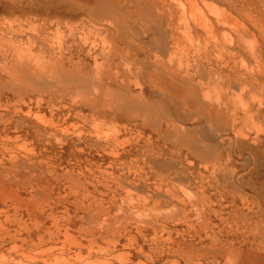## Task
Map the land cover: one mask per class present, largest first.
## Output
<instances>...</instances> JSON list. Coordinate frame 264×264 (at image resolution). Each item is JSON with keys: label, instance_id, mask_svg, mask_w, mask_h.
Here are the masks:
<instances>
[{"label": "bare ground", "instance_id": "bare-ground-1", "mask_svg": "<svg viewBox=\"0 0 264 264\" xmlns=\"http://www.w3.org/2000/svg\"><path fill=\"white\" fill-rule=\"evenodd\" d=\"M5 1L13 2L12 13L34 15L41 24L27 47H0L7 86L20 93L15 102L0 97V264H264V219L254 221L256 206L244 200L248 212L239 213L242 194L218 192L234 209L227 218L204 192L185 200L172 190L140 200L148 213L134 223L127 216L113 219L118 191L135 188L129 179L141 176L131 164L116 159L119 176L112 164L95 163L78 174L77 152L64 165L65 157L37 150L54 140L68 142L56 96L83 102L106 124L119 109L109 89L132 88L135 99L180 100L193 123L223 120L236 139L246 141L255 130L253 139L264 146V0H50L38 8L28 0ZM52 26L65 27L66 35L53 36ZM34 98L36 107H28ZM45 99L50 118L40 110ZM200 165L212 176L229 171L241 178L221 159ZM188 166L192 179L194 164ZM161 201L178 209L163 211ZM140 204L120 209L128 214ZM180 225L199 241L172 239ZM150 233L162 247L147 251L139 244Z\"/></svg>", "mask_w": 264, "mask_h": 264}, {"label": "rangeland", "instance_id": "rangeland-1", "mask_svg": "<svg viewBox=\"0 0 264 264\" xmlns=\"http://www.w3.org/2000/svg\"><path fill=\"white\" fill-rule=\"evenodd\" d=\"M47 1L50 0H28L33 8H38L42 3L48 6ZM13 7V2L8 3V1L0 0V47H3V49L4 47L8 48L7 45L9 44L27 47V37L29 34L36 33L41 24L40 21L34 20V15H16L12 13ZM50 32L53 36L58 37L66 35L67 29L62 27L58 30L57 27L52 26ZM2 65L4 64L0 60V97L4 100L9 98L12 101H17L20 93L7 86L10 80L3 73ZM109 91L111 96L119 103V109L115 115L107 117L106 124H100V120L96 121L97 116L83 102H73L68 97L64 99L56 96L55 103L57 104L55 105L57 110L55 113L61 119V122L65 123V127H68L66 133L68 142L59 143L54 140L52 141L53 145L47 147L43 145L37 150L38 152H48L51 157H65L64 165L68 164V161L72 158V153L77 152L82 164L80 170H75V173L78 174L86 173L85 168L91 163H95L96 166L104 167L112 164L114 168L111 171L115 172V176H119L122 173L119 167L122 168V166L120 162L114 163V161L119 159L122 163L131 164L132 171H138L141 176L131 175L129 182L134 183L135 188L127 187V189L119 190V196H116L118 199L116 205L104 204L105 207L111 206V212L109 210L110 217L115 219L119 216H127L132 218L131 221L134 223L139 220L137 217L140 214L144 217L148 213L140 204V200L145 196L151 195L156 199L158 196L163 197L172 190H176L180 198L185 200H188L189 196H193L194 193L204 192L214 200L216 206L213 208L221 211L227 218L228 215L234 216L235 213L226 201L220 202L218 192L225 189L228 193L242 194L243 198L239 200L238 204L240 208L243 207V200L250 202V204L251 202L254 203L256 206L254 221L258 224L262 223L264 219V146L253 139L255 130L252 131V137H248L246 141L236 139L231 133L230 126L223 120L212 124L193 123V115L185 113L180 108V100H162L160 96H150L145 100L135 99L132 95L138 96V91L134 88L131 89V92L115 89H109ZM48 101L49 99H45L40 110L42 114H46L50 118L51 105ZM27 103L28 107H36L35 98L34 101H27ZM70 114L73 116L72 118H68ZM32 121L34 123L39 122L34 117H32ZM115 126L117 128H114ZM77 134H81L80 140L77 139ZM33 136L36 141L38 137L35 134ZM261 138L264 139V135ZM29 143L32 144V140H29ZM256 148H258V152L255 150ZM206 150L210 153H207ZM188 152V159H185ZM106 153H108L107 156ZM179 153L182 155L180 156ZM217 159L229 162V168H237L236 170L241 178L239 180L233 179L229 171L221 172L218 177L212 176L211 173L203 170L202 165H200L202 161L205 163ZM72 163L74 162L71 161L69 164ZM189 164H194L192 179L189 178V173L186 171ZM141 170H143L142 173ZM124 171L127 173L126 168ZM178 178L181 179L178 180ZM187 178L190 179V183L186 182ZM97 196L100 197L99 194ZM129 203L140 204L141 211L129 207L128 214H123L120 206L122 204L128 206ZM160 205L163 211L178 209L175 202H167L166 204L162 202ZM247 212V209L244 208L239 211L240 214ZM214 221L218 223V220L214 219ZM112 222H115V220ZM87 225L90 224L81 223V226L88 227ZM176 228L177 230L172 233V239L177 242L196 244L199 241L192 234L186 232V226L180 225ZM154 236L153 233H150L147 241L138 238V242L140 245L144 244L147 251L162 247L161 242L154 244L151 242ZM170 259L173 260L172 257ZM141 261L143 260L135 259L134 263L138 264Z\"/></svg>", "mask_w": 264, "mask_h": 264}]
</instances>
